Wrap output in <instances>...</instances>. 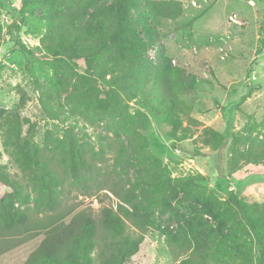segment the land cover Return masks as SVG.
I'll return each instance as SVG.
<instances>
[{
  "label": "rangeland",
  "instance_id": "obj_1",
  "mask_svg": "<svg viewBox=\"0 0 264 264\" xmlns=\"http://www.w3.org/2000/svg\"><path fill=\"white\" fill-rule=\"evenodd\" d=\"M149 1L153 9L139 0L148 25L133 11L128 15L145 47L133 61L139 87L130 88L134 95L124 100L122 113L147 122L142 136L151 160L143 168L156 183V201L144 240L125 264H177L167 241L183 233L202 235L217 263L228 258L264 264V225L256 231L247 226L229 190L233 188L239 200L264 208V175L237 181L230 172L233 155L243 166L250 145H264V0ZM169 1L181 3L180 17L158 15L155 5ZM42 2L0 0V167L5 166L11 178L17 175L21 186L28 185L6 152L11 150L8 130L16 120L20 144L52 156L56 146L74 141L89 156L96 155L98 179L109 178L108 188L112 182H135L133 167L122 173L117 169L118 176L112 173L117 147L131 141L124 134L125 117L111 109L104 95L95 98L83 61L44 58L41 40L47 22L41 5H36ZM87 2L54 0L52 6L65 3L86 13ZM161 65L190 82V89L179 93L180 113L164 114L160 103L143 91ZM74 85H81L84 95L70 97ZM204 127L224 136L225 146L204 145ZM186 179L189 182L180 183ZM70 181L62 190L61 210L75 211L65 222L79 210L98 221L102 207L116 208L117 199L108 189L99 191L89 183L91 189L82 195ZM138 183L145 187L144 181ZM0 201L11 212L27 211L32 223L45 220L46 214H34L31 203H19L12 189L1 184ZM126 226L134 230L127 221ZM33 233L0 255V264H23L44 237L43 231Z\"/></svg>",
  "mask_w": 264,
  "mask_h": 264
},
{
  "label": "trees",
  "instance_id": "obj_2",
  "mask_svg": "<svg viewBox=\"0 0 264 264\" xmlns=\"http://www.w3.org/2000/svg\"><path fill=\"white\" fill-rule=\"evenodd\" d=\"M143 1L146 7L153 9L149 0ZM44 4L48 7L45 8ZM53 4L54 0L36 3L41 5L47 22L41 40L47 52L44 58L65 57L86 64L91 80L89 86L96 92L95 98L104 95L108 99L111 109L126 119L125 136H131L127 146L120 142L117 147L112 173L118 176L126 168L133 167L137 182H112L108 188L109 178L98 179L101 176L100 169L93 163V156L96 155L92 153L93 156H89L74 141L56 146L52 156L43 155L34 146L20 144L16 127L18 122L15 120V127L8 130L10 139L7 147L11 150L6 149V152L28 185L21 186L17 175L9 177L5 166L0 167V184L10 187L13 198L19 203H31L34 214L46 216L43 222L32 223L27 211L11 212L0 201V255L33 237L34 231H43V239L23 264H125L137 253L144 240L156 201V183L143 168V165H150L151 160L147 154L146 139L142 136L147 122L140 117L122 113L124 100H131L134 95L130 88L139 87L133 61L141 57L145 47L128 20V15L133 11L145 25H148L147 19L139 0H88L86 11L90 12L86 13H81L77 6L60 3L54 8ZM155 6L159 16L171 20L182 13V5L178 1ZM110 16L113 20H110ZM189 89V80L178 76L176 72L174 75L161 65L151 79V86L143 91L160 103L164 114H173L183 111L179 93ZM81 95H84L82 86L74 85L70 97ZM8 120L13 121V115ZM200 137L203 144L211 148L224 147L226 143L224 136L209 127L201 130ZM133 161L137 163L136 167ZM244 161L245 165L239 166L233 155L230 172L234 179L241 181L250 176H263L264 145H250ZM68 180H72L69 186L81 190L82 195L88 194L91 189L89 183L99 191L108 189L117 199L116 208L102 207L98 221L90 212L79 210L65 222L75 211V208L61 210L62 190ZM138 180L144 181L145 187L140 186ZM186 182L189 179L180 183ZM29 188L31 190L24 193ZM229 190L243 222L254 231L264 225L263 206L239 200L234 189ZM126 221L134 228L133 231L128 230ZM167 244L174 258L179 259L177 264H220L214 261L212 252L200 234L171 236ZM222 264L242 263L226 258Z\"/></svg>",
  "mask_w": 264,
  "mask_h": 264
}]
</instances>
